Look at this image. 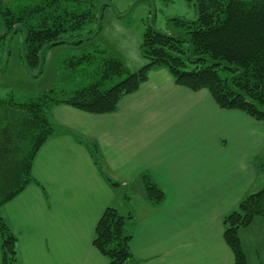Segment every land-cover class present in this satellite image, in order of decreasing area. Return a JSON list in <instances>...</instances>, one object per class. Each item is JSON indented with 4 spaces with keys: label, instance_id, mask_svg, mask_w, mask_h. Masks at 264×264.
Returning a JSON list of instances; mask_svg holds the SVG:
<instances>
[{
    "label": "crops",
    "instance_id": "1",
    "mask_svg": "<svg viewBox=\"0 0 264 264\" xmlns=\"http://www.w3.org/2000/svg\"><path fill=\"white\" fill-rule=\"evenodd\" d=\"M52 114L73 134L42 145L36 182L1 210L18 238L19 264H108L93 238L110 206L135 213L131 264H235L223 217L264 187L263 122L221 108L207 89L176 83L165 67L152 69L115 112L59 104ZM143 173L164 191L161 205L148 201ZM137 188L147 201L141 213ZM253 223L239 231L247 264L243 240Z\"/></svg>",
    "mask_w": 264,
    "mask_h": 264
},
{
    "label": "trees",
    "instance_id": "2",
    "mask_svg": "<svg viewBox=\"0 0 264 264\" xmlns=\"http://www.w3.org/2000/svg\"><path fill=\"white\" fill-rule=\"evenodd\" d=\"M102 2L0 0V31L5 28L0 44L5 49L10 35L26 34L23 59L30 70L38 69L46 49L71 42L64 40L65 35L94 22L98 29L101 27L98 20L106 5ZM193 2L197 8L195 20L174 18L176 28L169 31L148 26L141 45L147 62L137 71L128 70L122 60L97 48L73 61L74 66L96 64L94 82L70 93L50 90L24 102L12 96L0 98L1 264H19L18 238L2 216L3 206L36 182L32 167L42 145L57 134H73L54 120V106L68 104L94 114L115 112L121 99L136 92L152 69L165 67L176 83L194 91L207 89L221 108L240 110L264 121V0ZM96 33L74 42L91 40ZM90 151L99 163L96 148ZM141 178L148 201L161 205L164 191L148 173ZM258 216L264 221V187L246 195L223 217L224 240L234 253L235 264H247L239 231ZM135 223L133 211L122 214L112 206L100 217L93 244L107 257L108 264L134 261L131 240Z\"/></svg>",
    "mask_w": 264,
    "mask_h": 264
},
{
    "label": "rangeland",
    "instance_id": "3",
    "mask_svg": "<svg viewBox=\"0 0 264 264\" xmlns=\"http://www.w3.org/2000/svg\"><path fill=\"white\" fill-rule=\"evenodd\" d=\"M102 3L106 5L98 20L101 27L98 29L94 22L81 31L65 35L64 40L71 42L46 49L38 69L30 70L23 59L21 32L8 37L5 49L0 44V98L12 96L16 101L24 102L50 90L64 89L70 93L94 82L96 64L74 66L73 61L97 48L122 60L128 70L137 71L147 62L141 45L148 26L169 31L176 28L174 18L187 21L197 18L193 0H103ZM92 33H96L93 39L74 42L87 39ZM261 122L264 124V121ZM259 158L258 162L264 164V154ZM134 192V205L141 213L147 208L144 205L147 203L144 189L140 192L137 188ZM251 228L243 242L252 264H264L263 218L256 217Z\"/></svg>",
    "mask_w": 264,
    "mask_h": 264
},
{
    "label": "water",
    "instance_id": "4",
    "mask_svg": "<svg viewBox=\"0 0 264 264\" xmlns=\"http://www.w3.org/2000/svg\"><path fill=\"white\" fill-rule=\"evenodd\" d=\"M5 34V28L2 29V34L1 35H4ZM26 34H23V38H25Z\"/></svg>",
    "mask_w": 264,
    "mask_h": 264
}]
</instances>
